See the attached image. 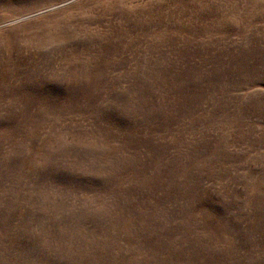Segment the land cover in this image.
Returning a JSON list of instances; mask_svg holds the SVG:
<instances>
[{
  "label": "rangeland",
  "instance_id": "obj_1",
  "mask_svg": "<svg viewBox=\"0 0 264 264\" xmlns=\"http://www.w3.org/2000/svg\"><path fill=\"white\" fill-rule=\"evenodd\" d=\"M0 264H264V0H0Z\"/></svg>",
  "mask_w": 264,
  "mask_h": 264
}]
</instances>
